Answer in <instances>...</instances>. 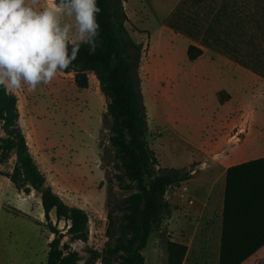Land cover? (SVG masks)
<instances>
[{"label": "rangeland", "instance_id": "rangeland-1", "mask_svg": "<svg viewBox=\"0 0 264 264\" xmlns=\"http://www.w3.org/2000/svg\"><path fill=\"white\" fill-rule=\"evenodd\" d=\"M139 1L128 0V12L137 10ZM224 8L229 10L223 13ZM132 15L126 29L142 45L139 89L149 146L159 167L189 172L181 184L158 194L167 201L170 216L162 211L155 219L142 250L144 263L167 264L169 240L187 246L182 264H218L225 171L242 160L264 157V0H182L166 20L167 26L182 34L178 36L158 35L159 21L154 15L146 21ZM145 29L153 41L160 42L153 54L151 35ZM190 44L207 50L195 62L187 58ZM85 72L91 77L86 89L54 78L35 91L29 92L26 85L18 91L26 105L21 108L24 131L20 129L26 143L30 142L29 152L45 185L66 206L79 208L87 216L78 230H70L71 221L57 219L54 211L48 219L44 215L41 221L35 219L32 225L41 237L34 239L32 264H46L47 241L54 237H59L64 264H122L129 256L124 247L132 237L126 199L136 192V185L125 174L122 158L110 140L113 132L102 124L106 99L100 88L96 90L99 77L91 69ZM245 84V92L240 91ZM229 92L235 99L223 109L221 102L229 100ZM0 137H5L3 122ZM16 156L13 150L9 158L0 157V170L12 172ZM157 168L152 166L154 171ZM4 177L0 175V230H4L0 257L10 263L15 237L30 240L32 233L25 220L5 216L2 206L38 217L42 206L39 191L21 189L17 197V190ZM173 214L183 221L175 229L169 227ZM252 261L264 264V247Z\"/></svg>", "mask_w": 264, "mask_h": 264}, {"label": "trees", "instance_id": "trees-1", "mask_svg": "<svg viewBox=\"0 0 264 264\" xmlns=\"http://www.w3.org/2000/svg\"><path fill=\"white\" fill-rule=\"evenodd\" d=\"M101 14L98 47L89 54V46L81 45L78 57L63 72H74L78 88L88 87L87 69L98 75L100 92L106 99L102 114L105 129L113 132L111 142L122 158L125 174L136 185L126 203L128 227L132 237L125 247L129 256L122 264H145L142 250L146 247L155 219L164 211L170 216L167 201L158 194L188 178L189 172L177 168H162L147 140V116L140 95L138 74L142 45L134 41L126 29L128 17L123 0H98ZM229 10V9H228ZM224 8L223 13L228 11ZM214 32V31H213ZM218 41V37H215ZM187 58L194 61L203 50L194 44L187 47ZM242 65L260 73L245 60L233 57ZM17 98L0 87V122L5 137H0V157L9 158L16 150V162L7 177L18 189L29 192L35 189L41 194V206L45 219L54 211L57 219L71 221L70 230H78L87 219L83 210L68 207L45 185L46 179L38 170L29 152L25 136L18 125ZM156 165V171L152 166ZM56 233V232H54ZM59 237L49 242L46 264H64L58 248ZM264 247V157L240 162L225 171V185L221 218L218 264H241ZM187 246L174 241L166 242L167 264H182Z\"/></svg>", "mask_w": 264, "mask_h": 264}, {"label": "clouds", "instance_id": "clouds-1", "mask_svg": "<svg viewBox=\"0 0 264 264\" xmlns=\"http://www.w3.org/2000/svg\"><path fill=\"white\" fill-rule=\"evenodd\" d=\"M0 0V87L29 92L49 84L78 57L98 47V0Z\"/></svg>", "mask_w": 264, "mask_h": 264}, {"label": "crops", "instance_id": "crops-1", "mask_svg": "<svg viewBox=\"0 0 264 264\" xmlns=\"http://www.w3.org/2000/svg\"><path fill=\"white\" fill-rule=\"evenodd\" d=\"M181 1L182 0H140L138 2V6L136 8L137 10L134 11V9H132V11H131L132 14H133L132 17L139 18L141 21H146V20L149 19L150 15H154V17H156V19L159 21V24H158L159 25V30L157 31L158 35L162 36V35H164L166 33H169L170 36L182 35L179 32L176 33L172 28H170L166 24V20L171 16V14L173 13L175 8L177 7V5ZM48 4H49V1L41 0L40 7L41 8L46 7V6H48ZM127 4H128V0H123V6H124V9L126 11L128 20H131L132 19L131 18V12H128V10L126 8ZM144 10H147V11L144 13ZM148 10H149L150 13L148 12ZM136 11H139V14H136ZM145 30L147 32H149L147 29H145ZM150 35H151V41H150L151 42V52H150V54H153L155 47L156 46L160 47V42L158 40L157 41H153L152 40L153 39L152 38V34L150 33ZM206 51L207 50H204L203 54ZM196 60L191 61V62H195ZM247 75H248V73L246 71L245 72V76H247ZM252 76H253V78H257V79L259 78V77H257V75H255V76L252 75ZM55 79L58 80L59 82L63 83V84H68L69 86H74L75 88L80 89L75 84L74 73H72V72H68V73L61 72V73H58L57 76L55 77ZM90 86H91V77H90V74H88V87L87 88H89ZM83 89H86V88H83ZM245 89H246V84H245V87H240V91L243 90L245 92ZM96 90L99 91V87L96 88ZM18 91H19V89L14 91V92H10V93H12L17 98V108L19 107L18 108V112H19L18 124H19V127L23 130L24 128L22 126V124H23L22 121H24L25 118H24V110H22L21 108H22L23 105L26 108V105H25V101L21 99L22 97L19 96V92ZM228 95H229V100L228 101H224L223 103L221 102V106L220 107L223 108V109H225V107H227L228 103H231L235 99V96H234L233 92H229ZM219 123H220V120H218V122L216 124V127L219 126L218 125ZM25 134H26V132H25ZM211 139H213V135L211 136ZM27 144L30 147V142L29 141L27 142ZM207 146H211V143L207 144L206 147ZM204 149L205 148H203V150ZM256 158H258V157H253L251 159H246V160H242V161L244 162V161H248V160H252V159H256ZM242 161H240V162H242ZM4 178L6 179V181L10 185H13L11 183V181L7 177H4ZM224 185H225V178L222 179V185H221V199L222 200H223V194H224ZM14 188L17 190L16 191L17 192V197H19L20 193H23V191H21V189L18 190L15 186H14ZM32 190H30V191H32ZM212 192H213V190L211 188V193ZM40 204H41V202H40ZM2 207H3V211H4L5 216L10 217V218L13 217L14 219L21 218L22 220H25L26 224H27L26 227L28 229H30L29 232L32 233V236H31L30 240H29V238L23 240V238L21 236L19 237L20 240H18L15 237L14 244H13L14 245L13 249H14V251L16 250V252L12 251L14 254L12 253L13 254V258L10 259L11 262L7 263L3 258L0 257V264H32V257H30V256H32V253H33L34 239H37L39 241V239L41 237L39 229L33 227L32 224L35 223V219H37V218H39L38 221L39 220L41 221V218L44 215L43 209H42V212L39 213V217H38L37 214H36V216H34L32 214H29L26 211H21V210H20V213H21L20 214L18 212V210H17V212H15V211L11 212L5 206H2ZM178 218L179 217L177 215H174V214L169 218L170 219L169 220V227L170 228L173 227L175 229L176 227L183 225V221H181V220L179 221ZM34 228L36 230H34ZM35 231L36 232L38 231L37 236H36V232ZM220 233H221V220L219 222V232H218V239H217L218 245L220 243ZM1 235L4 236V230L3 229L0 230V236ZM34 236H35V238H34ZM50 241H51V238H49V240L47 241L48 245H49ZM1 253H2V251L0 250V254ZM47 253H48V249L46 250V253H45L46 256H47ZM255 254H253L252 256L247 258L241 264H253L252 260H253V257H254ZM46 261H47V258H46Z\"/></svg>", "mask_w": 264, "mask_h": 264}]
</instances>
